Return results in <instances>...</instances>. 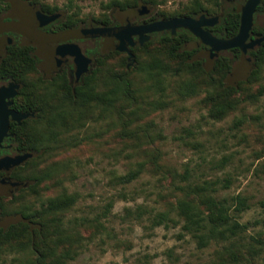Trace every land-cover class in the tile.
Masks as SVG:
<instances>
[{
	"label": "trees",
	"instance_id": "1",
	"mask_svg": "<svg viewBox=\"0 0 264 264\" xmlns=\"http://www.w3.org/2000/svg\"><path fill=\"white\" fill-rule=\"evenodd\" d=\"M26 1L37 4L47 13L58 10L57 6L39 0ZM244 2L192 0L172 11L151 10L132 23L198 17L201 14L218 16L217 23L205 29L217 37L231 38L239 29L238 5ZM140 4L156 5V0H109L104 5L106 12L92 16L91 21L94 26L119 25L109 10L125 13ZM10 6L9 0H0V13ZM255 12L264 13V0ZM78 13L75 10L63 19H56L50 26L58 30L78 27L79 23L85 22ZM251 34L250 39H254L253 35L264 38V28L253 26ZM146 36L147 39L129 47L133 59H129L126 52L113 48L104 55L94 52V63L73 88L66 78L34 77L37 67L36 59L30 54V45L7 47L0 73L22 82L20 108L34 112V115L24 120L21 126L15 125L11 131L17 149L31 155L9 174L10 179L23 181L25 185L7 202L0 199L2 215L19 216L18 221L0 225V253H22L24 256L19 258V264H69L85 243L96 233L106 230L102 218L107 217L112 203L104 207L102 214L68 217L76 202V194L61 187L63 171L68 165L59 164L53 157L75 149L87 137L86 126L109 117L113 126L119 123L118 134L126 137L135 151L130 167L118 177L121 182H131L144 172L159 173L164 180L170 179L171 188L168 190L174 200L167 199L168 207L152 216V226L167 225V221L180 222L181 230L195 239L198 249L215 247V259L220 264H255V256L264 247V217L256 222L263 229L257 235L248 234L249 223L239 221L241 214L250 208L247 197L220 194L230 187L232 179L229 176L191 179L187 168L179 172L165 162L161 148L155 145L149 131L151 123L142 125L139 121L152 109L167 105L165 100L157 96L150 99L148 95L149 92L158 94L163 91L161 88L166 78H171L173 92L182 98L204 93L200 103L206 108L207 116L216 121L244 108L247 103L257 102L264 94V87L252 90L250 85L259 82L263 76L264 39L248 50L253 58V68L248 76L230 83L228 77L233 62L241 55L239 48L229 50L232 58L216 55L207 67L204 59L195 57V54L208 47L202 44L190 47L192 41H197L190 31L178 28ZM127 157L132 158V154ZM57 187H61L57 194L42 197L44 192ZM31 195L38 198L29 199ZM10 206L13 207L10 209Z\"/></svg>",
	"mask_w": 264,
	"mask_h": 264
},
{
	"label": "rangeland",
	"instance_id": "2",
	"mask_svg": "<svg viewBox=\"0 0 264 264\" xmlns=\"http://www.w3.org/2000/svg\"><path fill=\"white\" fill-rule=\"evenodd\" d=\"M39 1L58 7V10L50 15H56L55 19H63L77 10L78 15L84 18L85 22L79 23L78 27L70 28L76 29L99 26L93 25L91 17L106 12L104 5L109 0ZM191 1L156 0V5L140 4V7L133 8L129 12L119 13L117 10H109V13L113 12L112 16L114 15L120 25H123L127 21L132 23L137 17L151 10L172 11L190 4ZM200 1L206 3L207 0ZM16 3L26 4L24 0H15L14 4ZM33 7L38 9L37 5ZM10 11V17L15 16L19 21H0V32L11 30L6 27H13L22 34H36L31 28V23L33 24L34 21L30 16L19 14L12 8ZM253 26L264 28V14L258 13L253 16ZM24 37L32 39L27 35ZM80 39L82 40L78 42L79 45L75 46L87 61L81 68L75 55L70 53L72 58L74 56L76 78L82 72H88L91 65V56H85L83 50H93L99 55H104L117 44L116 40L108 37ZM32 40L35 43L38 41ZM134 41L136 44L140 40L134 36ZM55 42L59 41L42 39V48L44 44ZM49 44L46 50L42 49L46 54L40 55L42 61L38 69H50L47 66L54 54L73 50L66 44L56 48ZM200 44L202 43L197 40L192 41L189 46L198 47ZM229 50H220L217 55L224 54L232 58ZM248 50L233 62V70L228 77L230 83L245 79L252 70L253 58L248 54ZM207 56L206 49H201L195 54V57L203 58L204 64L210 67L215 56L211 59L210 65L207 63ZM38 69L34 72V77L42 76ZM163 85L164 87L161 88L163 91H159L158 94L149 92L148 95L150 99L157 96L165 100L167 105L152 109L141 118L139 123L142 125L146 122L151 123L149 131L155 140V145L161 148L165 162L174 166L179 172L187 168L191 179L197 177L223 179L229 176L232 179L230 187L222 190L220 194L227 196L241 194L247 197L250 208L241 214L239 221L249 223L248 234L257 235V232L263 228L256 222L264 217L262 204L264 202V94L260 95L257 102L247 103L244 108L216 121L207 116L206 108L200 103L204 93L182 98L173 92L171 78H166ZM250 86L252 90H256L259 86L264 87V69L262 79ZM110 119L100 118L99 121L86 126L87 137L82 143L75 149L53 157V160L58 161L59 164L68 165V169L63 171L61 187L76 194V202L69 211L68 217L81 218L102 214L104 207L112 203L107 217L102 218L106 230L96 233L91 241L85 243L82 251L69 264H220L215 259V247L212 245L198 249L195 239L181 230L180 222L167 221V225L152 226V216L158 210L168 207L167 199L174 200L168 190L171 188L170 179L164 180L159 173L144 172L131 182L122 183L118 177L126 173L130 167V163L135 158V151L130 145L131 142L118 134L119 123L113 126ZM130 154L132 158L127 157ZM24 185L23 181L0 179V199L7 202ZM61 187L44 192L42 197L57 194ZM28 198L38 197L31 195ZM18 218V215L13 214L2 215L0 210L2 226L18 221ZM246 240H249L248 237ZM23 256L22 253L16 252L0 253V264H19V258ZM255 264H264V247L259 255L255 256Z\"/></svg>",
	"mask_w": 264,
	"mask_h": 264
},
{
	"label": "water",
	"instance_id": "3",
	"mask_svg": "<svg viewBox=\"0 0 264 264\" xmlns=\"http://www.w3.org/2000/svg\"><path fill=\"white\" fill-rule=\"evenodd\" d=\"M15 0H11V8L19 12V14H26L33 19L34 23L31 25H38L43 23H48L56 18V15L46 17L42 15L37 9L26 5L25 3H16ZM261 0H245L243 4L238 5V10L240 11V24L236 35L231 38H220L209 32L205 27H209L217 23L218 16L207 17L204 14L195 17H173L169 19H159L147 23H137L132 24L126 22L123 25H112V26H96L88 28H76V29H66L53 34H44L36 31L35 35L24 34L30 36L32 39H37L39 42L44 40L49 41H61L66 39H80L85 37H108L117 41V44L113 47L118 51H124L128 54L129 59H133V53L130 52L129 47L135 45L134 36H137L141 41L147 39L146 35L153 32H163L173 30L178 28H184L190 31L198 41L208 47V61L210 65L211 59L217 55L220 50H226L231 48H239L241 50V55L245 54L248 49H252L255 45H258L264 38H254L250 39V33L253 27V16L256 7L259 5ZM21 16V15H20ZM23 18V17H22ZM40 22V23H39ZM31 26V28H32ZM11 30H16L15 28H8ZM73 50L69 53H73L76 57L78 65L82 68L85 66V61H87L79 49L75 45H71ZM82 72V71H81ZM9 115L13 119L19 121L21 118H25L26 114H19L7 108L5 102V92L0 91V143L2 139L7 135L9 129ZM31 154L27 153L15 158H4L0 160V167L4 163H10L12 165H17L24 161Z\"/></svg>",
	"mask_w": 264,
	"mask_h": 264
},
{
	"label": "flooded vegetation",
	"instance_id": "4",
	"mask_svg": "<svg viewBox=\"0 0 264 264\" xmlns=\"http://www.w3.org/2000/svg\"><path fill=\"white\" fill-rule=\"evenodd\" d=\"M24 1L30 7L37 5V4L32 5V4L28 3L26 0H24ZM34 9H36V8H34ZM38 9L37 10L42 15H45L46 17H49L51 15V13H47V12L42 11L39 6H38ZM8 10L9 11L5 10V11L0 13V21H2V22L3 21H5V22L6 21H14V20L19 21V19H17V17H15V16L10 17L9 14L11 12L10 11L11 6H10V9H8ZM256 14H258V13L255 12L254 16ZM261 14H264V13H261ZM54 21H56V19L52 20L48 23L38 24L37 26L34 25V26H32V29L34 31H38V32H41L44 34H53L56 32L63 31V30L55 29V27H53V26H50ZM64 30H66V29H64ZM25 37H24V34L18 32V31H15V30L0 32V64L5 57V53H6L7 47L9 45H15V44L30 45L32 47V51L30 54L33 56V58L36 59V67L38 69L39 64L42 61V58L40 57V55L42 54V56H43L46 54V52L42 51V49L46 50V48H48L49 43L44 44L45 46H44V48H42L43 43H41L39 41H37V43H35L32 39L25 38ZM1 38H4V39H1ZM253 38H257V37H255L253 35ZM81 40L82 39H70V40L51 43L49 45H51L55 48L59 47L62 44H64V45L66 44L69 46L79 45L78 42H80ZM249 40H250V38H249ZM83 52H85V54H84L85 56H88V57L91 56V59H92L91 65H92L94 63V58H93L94 51L93 50H90V51L89 50H83ZM51 59H52L51 62H49L48 66H47V67H50V69H46V70L38 69L39 71H41V75H42L41 77L42 78H46V79H50V80H57L60 78H66L68 80V83L70 84V86H72V88H73L75 85H77L78 83H80V81L83 80L85 73H87V71L82 72L79 75V77L76 78L77 72L75 69L74 61H73L74 56L72 58L70 56L69 52L68 53H66V52L65 53H59V54L56 53L51 57ZM90 66H89V69H90ZM89 69H88V71H89ZM21 86H22L21 81H16L12 77H7V76L3 75L2 73H0V91L5 92V102L7 104V108L16 112V113L27 115L25 118H21L19 121L13 119L12 116L9 115V129L7 131V135L2 139V141L0 143V160H3L4 158H15L17 156L27 154V152H22L19 149H17L16 144L12 140L14 137V134L11 132L12 128H15V125L21 126L22 122L24 120H26L29 117L34 115V112L23 111L20 108L21 104H22V102H20L21 98L19 95ZM21 163H19V164H21ZM19 164H17V165H19ZM17 165H12L10 163H4L0 167V179L8 178L9 180H11L9 178V174L12 171V169L14 167H16Z\"/></svg>",
	"mask_w": 264,
	"mask_h": 264
}]
</instances>
